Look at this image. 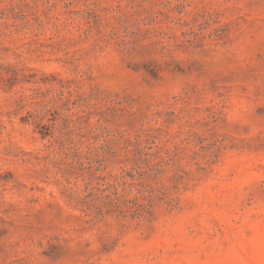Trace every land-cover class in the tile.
<instances>
[{
  "label": "rangeland",
  "instance_id": "1",
  "mask_svg": "<svg viewBox=\"0 0 264 264\" xmlns=\"http://www.w3.org/2000/svg\"><path fill=\"white\" fill-rule=\"evenodd\" d=\"M0 264H264V0H0Z\"/></svg>",
  "mask_w": 264,
  "mask_h": 264
}]
</instances>
